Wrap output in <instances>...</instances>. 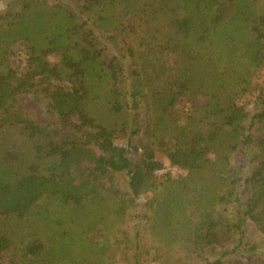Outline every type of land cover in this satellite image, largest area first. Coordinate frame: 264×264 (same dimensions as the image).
Masks as SVG:
<instances>
[{"label":"trees","instance_id":"1","mask_svg":"<svg viewBox=\"0 0 264 264\" xmlns=\"http://www.w3.org/2000/svg\"><path fill=\"white\" fill-rule=\"evenodd\" d=\"M164 162L185 174L157 175ZM258 248L264 0L0 12V264H264Z\"/></svg>","mask_w":264,"mask_h":264},{"label":"rangeland","instance_id":"2","mask_svg":"<svg viewBox=\"0 0 264 264\" xmlns=\"http://www.w3.org/2000/svg\"><path fill=\"white\" fill-rule=\"evenodd\" d=\"M13 0H0V12ZM60 1V0H59ZM63 1H69V0H63ZM20 102L23 106V108L28 112V114L39 124L41 125H53L54 124V118L50 115L46 108L45 101L43 99L35 98L32 95H25L21 97ZM246 163L244 164V166ZM243 166V167H244ZM244 171H247V168H244ZM165 173H169L171 177L175 178L179 175H184L182 171L175 167H170L167 163L164 162V168L157 172V175H164ZM120 186L125 188V179L123 177L119 178ZM145 198H140L137 202V208L133 212V216H141L144 212V203ZM135 220H132V222L129 223V227L133 228V224L136 223ZM246 240L250 244L259 245L263 239V237L259 234V232L256 230L254 225L247 223L246 225ZM261 245V244H260ZM260 251H264V249L258 248V253ZM244 260H249L251 258V255L249 252L246 254L244 253Z\"/></svg>","mask_w":264,"mask_h":264}]
</instances>
